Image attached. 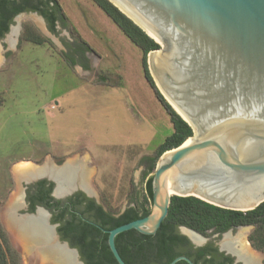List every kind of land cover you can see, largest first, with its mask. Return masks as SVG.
Wrapping results in <instances>:
<instances>
[{
    "label": "water",
    "instance_id": "1",
    "mask_svg": "<svg viewBox=\"0 0 264 264\" xmlns=\"http://www.w3.org/2000/svg\"><path fill=\"white\" fill-rule=\"evenodd\" d=\"M108 1L161 42L143 31L160 45L147 54L150 76L193 132L159 157L150 213L106 232L110 252L125 264L115 237L154 235L173 195L242 212L264 202V0ZM180 259L191 264L183 257L169 264Z\"/></svg>",
    "mask_w": 264,
    "mask_h": 264
},
{
    "label": "rangeland",
    "instance_id": "2",
    "mask_svg": "<svg viewBox=\"0 0 264 264\" xmlns=\"http://www.w3.org/2000/svg\"><path fill=\"white\" fill-rule=\"evenodd\" d=\"M59 2L65 11L84 19L78 24L81 28L93 27L90 15L97 14L118 30L91 0ZM33 16L20 15L19 22L15 18L12 27L18 26L19 31L13 46L7 42L9 33L0 38L3 58L0 63V99L3 101L0 105V157L4 168L13 163V170L24 163L39 167L48 160L61 166L73 159L86 158L90 169L87 193L106 213L117 216L128 207L140 205L150 210L144 172L152 159L157 158L160 134L151 132L150 123H138L131 126L130 131L128 125L118 122V110L124 108L122 111L126 113V104L130 102L124 90L110 84L104 87L93 84L95 67L91 66L90 54L87 57L90 67L86 72L70 63L69 45L78 42V38L69 24L66 23V28L57 25L55 34L48 33L43 22L42 29L35 24ZM100 29V26L95 28L100 32L95 33V37L104 45H111L112 38L106 37ZM147 87L150 98L154 99L153 90ZM129 118L128 113L124 119ZM248 227L246 242L261 258L260 264H264V252L253 249L247 239L254 228ZM237 232L238 228L227 231L216 242L221 243L227 236L234 238ZM1 240L0 264H29L28 255L14 242L4 225L0 226ZM33 264L54 263L45 260Z\"/></svg>",
    "mask_w": 264,
    "mask_h": 264
},
{
    "label": "trees",
    "instance_id": "3",
    "mask_svg": "<svg viewBox=\"0 0 264 264\" xmlns=\"http://www.w3.org/2000/svg\"><path fill=\"white\" fill-rule=\"evenodd\" d=\"M17 1L18 3L15 4L12 0H0V8H5L11 14H14L21 12L24 5L30 4V9L38 12L44 18L51 33H56L55 24L57 21L60 22L62 27L66 28L67 19L58 0ZM91 1L117 26L131 43L140 49L142 53L141 66L145 80L169 115L173 132L158 146L157 158H159L164 152L180 146L193 134L191 127L175 113L159 93L150 76L147 54L152 50H158L159 44L147 36L108 0ZM5 21L6 19L0 10V37L7 30ZM70 45H77V48L73 49V53L80 52L78 45H82L84 51L88 50V47L79 39L78 42H73ZM68 59L70 62L73 61L70 57ZM156 160L152 159L144 172L146 176L145 192L150 201L152 177H147V175L154 171ZM82 204V214L87 215L89 219L97 221L100 226L106 228V231L145 217L150 213L149 209H145L140 205V207L136 208L128 207L117 216H114L104 212L94 201L86 200L81 195L69 198L70 206ZM75 219H78L76 215L69 216L68 221L62 227V232L70 240L71 244L77 246L81 254L86 256H92L95 253L109 254L107 233L103 234L96 230L90 231L87 224L74 223ZM176 226L187 227L201 235H207L209 231L221 234L236 227L253 226V231L248 235L247 239L253 249L264 252V202L252 210L242 212L219 208L193 196L179 197L174 195L170 197L167 215L154 235H142L135 230H129L115 237V247L119 254H124L128 251H140L141 242H145L147 252L162 258L164 260L162 264H168L176 256V253L172 252L171 246L179 239L184 240V237L180 238L174 233ZM87 262V264H91L90 261Z\"/></svg>",
    "mask_w": 264,
    "mask_h": 264
},
{
    "label": "flooded vegetation",
    "instance_id": "4",
    "mask_svg": "<svg viewBox=\"0 0 264 264\" xmlns=\"http://www.w3.org/2000/svg\"><path fill=\"white\" fill-rule=\"evenodd\" d=\"M12 1H14L15 4L18 3L17 0H12ZM29 6L30 4L24 5L21 12H16L14 14H11V12H9V10L5 8L2 9L0 8L3 17L6 19L5 23L7 26L6 32L3 33L0 38H2L6 33H10V29L14 24L15 18L17 16L21 14L26 16L32 14L41 16L38 12L31 10ZM57 25H61L59 21H57L55 24L56 32H57ZM44 26L46 31L51 33L45 20H44ZM2 104L3 101H1L0 99V105ZM1 160L2 159L0 157V226L1 228H3L4 225V227L7 229V227L5 226V222L3 220V216L7 210L6 209L7 206L11 203L10 202L11 198L16 194L18 188L20 187L22 191L21 200L18 201V203L15 205V209L13 211L14 212L13 214L16 217L32 218L37 216L39 211L43 212L45 215L44 217L45 225L50 229V232L52 231V228H54L55 236H53V238L56 241V243L59 246L62 245L61 247H63L66 251L68 250L63 246V244H66L69 249L76 250L77 257L74 258L78 264H87L88 263L87 261H90L91 264H118L111 252L109 254L95 253L92 256H86L81 254L78 247L73 246L70 240H68L67 237L62 232V227L64 226L66 221H68V217L71 215H76V217H78V219L74 220V223L81 225L87 224L90 231L96 230L103 234L107 232L104 226H100L97 221L89 219L87 218V215L82 214L83 204L73 205V206L69 205V198H73L76 195H81V197H83L84 199L92 200L96 205L100 206L95 202V200L92 197L88 195L87 192L89 191L82 188L81 186H78L76 190H74L69 195L66 194V192L58 195L55 192L57 186L56 180L50 178L47 175H42L37 178L31 179L29 181L23 180L17 182V179L13 173V164L15 163L11 165L7 164L5 165L6 167L4 168L3 163H1ZM240 227H248V226H240ZM237 228L238 227H236L235 229ZM183 229L191 230L184 226H176L174 229V233L177 234L180 238L184 237V240L179 239L176 243H174L171 246L172 252L176 253V256L173 257L171 261H173L175 258L183 257L187 259L191 264H245L243 260L240 259L238 255L235 253L234 249L230 250L223 247V243L228 241L229 239L228 236L225 237V239L221 243L218 244L216 242V239L222 236L224 233L218 234L209 231L208 235L199 234L197 236L200 238V243H195L192 241V239H190V237L186 233H183L182 231ZM7 231L9 230L7 229ZM1 232L4 233L3 229H1ZM1 243L2 240L0 241V244ZM18 246L21 247V245ZM145 246H146L145 242H141L140 251H128L124 254H119V256L121 257V259L125 264H162L164 262V260L162 258H159L157 255L147 252ZM21 249L23 250V248ZM18 256L19 255L17 254L15 258H18ZM27 260L29 264H33L34 262L37 261L39 262V259H35L32 257H27ZM174 264H189V263L185 260L180 259Z\"/></svg>",
    "mask_w": 264,
    "mask_h": 264
},
{
    "label": "crops",
    "instance_id": "5",
    "mask_svg": "<svg viewBox=\"0 0 264 264\" xmlns=\"http://www.w3.org/2000/svg\"><path fill=\"white\" fill-rule=\"evenodd\" d=\"M61 9L73 33L88 47V50L84 51V47L78 45L80 52L73 53V49L77 48V45H69L70 50H68L67 58L70 57V59L73 60L70 63L74 64L81 72H86L90 67L87 61L88 54H90L93 59L91 66L95 67V75H97H94L92 79L94 83H92H96L95 85L99 87H104L109 84L114 87L118 86L124 90L126 97L130 101L126 104L128 108L126 113L122 111L124 108L118 110V122L123 125H128L127 128L130 131L133 125H138V123L141 125L142 122L145 125L150 123L151 128H153L151 132L154 135L156 133L160 134L159 143H162L165 138L173 132V128L169 115L162 105L159 104L160 102L158 101L159 103H157L155 95L153 99L150 98L148 94V83L145 80L141 66L142 53L140 49L131 43L107 16L106 17L119 31H116L114 27L97 14H93L90 15L93 27H83L84 30L81 32L83 29L81 28L82 25L78 26V24L84 19H82V17L80 19L77 15L70 14L65 11L62 6ZM98 26L102 28L100 30L106 37L110 36L112 38L111 45H104L95 37V33H100L95 30ZM119 32L123 35H119ZM128 113L130 118L126 120L124 118ZM148 139L149 138H146V141H148Z\"/></svg>",
    "mask_w": 264,
    "mask_h": 264
},
{
    "label": "bare ground",
    "instance_id": "6",
    "mask_svg": "<svg viewBox=\"0 0 264 264\" xmlns=\"http://www.w3.org/2000/svg\"><path fill=\"white\" fill-rule=\"evenodd\" d=\"M118 5V4H117ZM33 18H35L33 16ZM21 20V17L17 18V22ZM35 24L43 28L42 21L36 17L33 19ZM136 22L142 27L143 31L146 32L151 38L155 39L161 43L151 32H149L143 25H141L137 20ZM19 27H11L10 33L7 36V42L10 46H13L15 42V37L17 36ZM0 46V63L2 62ZM157 87L160 89L158 83ZM160 92L165 97L166 101L190 124V122L179 112V110L171 103V101L163 94L162 90ZM188 140V139H187ZM27 163V162H26ZM86 158L84 159H73L66 162L62 166H55L49 160L43 166H35L31 163L24 165H18L14 168L13 172L19 181H29L31 179L37 178L42 175H47L53 178L57 182L55 192L59 195L67 192L71 189L81 186L87 191L90 190L88 184V176L90 169L87 167ZM21 188H18V192L13 198L12 202L7 207L4 214V222L7 229L13 236L14 242L21 245L24 252L28 257L39 259V261H51L54 264H78L75 261L74 254L72 252L66 251L63 247L59 246L53 238L50 229L45 225L44 213L39 211L37 216L32 218H18L13 213L15 205L21 200ZM170 195L173 193L170 191ZM249 227H240L234 238H229L230 240L223 243V247L227 249H234L235 253L240 259L243 260L245 264H260L261 258L254 254L250 250L247 242L246 235ZM183 233H186L190 239L195 243H200V238L191 233L188 230L183 229ZM202 240V239H201Z\"/></svg>",
    "mask_w": 264,
    "mask_h": 264
}]
</instances>
